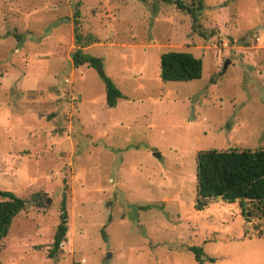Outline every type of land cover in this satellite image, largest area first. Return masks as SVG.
<instances>
[{
  "label": "rangeland",
  "instance_id": "374dc122",
  "mask_svg": "<svg viewBox=\"0 0 264 264\" xmlns=\"http://www.w3.org/2000/svg\"><path fill=\"white\" fill-rule=\"evenodd\" d=\"M204 2L197 31L161 0H0V190L28 202L0 264H196L192 247L202 264H264V217L194 206L198 151L264 149V0ZM75 18L120 90L112 107L72 64ZM169 50L201 76L161 81Z\"/></svg>",
  "mask_w": 264,
  "mask_h": 264
},
{
  "label": "trees",
  "instance_id": "16d2710c",
  "mask_svg": "<svg viewBox=\"0 0 264 264\" xmlns=\"http://www.w3.org/2000/svg\"><path fill=\"white\" fill-rule=\"evenodd\" d=\"M172 4L176 9L186 12L191 18L193 30L200 27L199 19L203 13L204 0H161ZM76 16V15H75ZM200 34L204 33L199 30ZM73 34L77 48L71 54L74 66L85 64L98 73L104 84L105 102L112 107L121 96L120 90L103 72L99 57L83 52L78 32V20L74 19ZM91 41L92 38L88 37ZM202 72L200 58L184 51L169 50L159 56V78L161 81H187L199 78ZM195 208L202 209L209 202L221 199L237 201L246 222L264 217V149H206L196 153ZM0 249L11 222L28 202L10 191L0 190ZM36 204L41 205L37 200ZM65 201L62 199L59 223L56 226L50 256L61 249L68 229ZM196 264L201 262V250L192 247Z\"/></svg>",
  "mask_w": 264,
  "mask_h": 264
},
{
  "label": "crops",
  "instance_id": "0c3cea01",
  "mask_svg": "<svg viewBox=\"0 0 264 264\" xmlns=\"http://www.w3.org/2000/svg\"><path fill=\"white\" fill-rule=\"evenodd\" d=\"M89 45H90V43H88V44H85V46H84V47L86 48V47H88ZM72 64H73V63H72Z\"/></svg>",
  "mask_w": 264,
  "mask_h": 264
},
{
  "label": "water",
  "instance_id": "95a60500",
  "mask_svg": "<svg viewBox=\"0 0 264 264\" xmlns=\"http://www.w3.org/2000/svg\"><path fill=\"white\" fill-rule=\"evenodd\" d=\"M227 62H228V60H227ZM224 66H226V62H225V65H224ZM155 155H158V154L155 153ZM48 200H49V199H48Z\"/></svg>",
  "mask_w": 264,
  "mask_h": 264
}]
</instances>
